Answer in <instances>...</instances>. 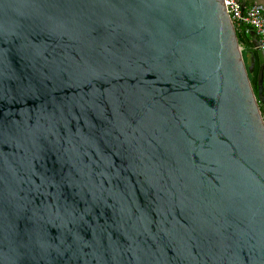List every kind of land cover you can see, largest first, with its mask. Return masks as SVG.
<instances>
[{"label": "water", "instance_id": "obj_1", "mask_svg": "<svg viewBox=\"0 0 264 264\" xmlns=\"http://www.w3.org/2000/svg\"><path fill=\"white\" fill-rule=\"evenodd\" d=\"M242 29L249 64L225 0H0V264H264Z\"/></svg>", "mask_w": 264, "mask_h": 264}, {"label": "built area", "instance_id": "obj_2", "mask_svg": "<svg viewBox=\"0 0 264 264\" xmlns=\"http://www.w3.org/2000/svg\"><path fill=\"white\" fill-rule=\"evenodd\" d=\"M225 3L237 29L243 25L252 26L257 32L259 46L264 49V4L254 3L245 11L243 4L238 0H225ZM241 46L244 52L245 46Z\"/></svg>", "mask_w": 264, "mask_h": 264}, {"label": "trees", "instance_id": "obj_3", "mask_svg": "<svg viewBox=\"0 0 264 264\" xmlns=\"http://www.w3.org/2000/svg\"><path fill=\"white\" fill-rule=\"evenodd\" d=\"M238 35H239V41L241 44L245 46L244 49V55L247 63H250V52L254 49V44H253V37L246 31L242 29V26L238 27ZM254 88L257 91L258 86L254 84ZM262 111L264 114V104H261Z\"/></svg>", "mask_w": 264, "mask_h": 264}, {"label": "crops", "instance_id": "obj_4", "mask_svg": "<svg viewBox=\"0 0 264 264\" xmlns=\"http://www.w3.org/2000/svg\"><path fill=\"white\" fill-rule=\"evenodd\" d=\"M243 2L244 5V9L245 11L248 10V8H250L254 3H263L264 4V0H241Z\"/></svg>", "mask_w": 264, "mask_h": 264}]
</instances>
